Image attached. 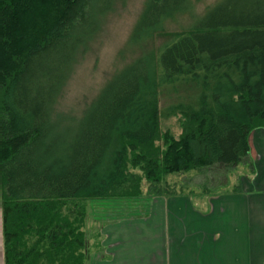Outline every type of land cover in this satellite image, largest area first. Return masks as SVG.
<instances>
[{
    "label": "trees",
    "instance_id": "1",
    "mask_svg": "<svg viewBox=\"0 0 264 264\" xmlns=\"http://www.w3.org/2000/svg\"><path fill=\"white\" fill-rule=\"evenodd\" d=\"M199 1L145 0L127 59L76 117L57 100L114 0H0L4 264H84L87 201L140 197L142 182L189 171L208 193L249 157L264 129V0L197 14ZM175 114L181 136L156 146L159 119Z\"/></svg>",
    "mask_w": 264,
    "mask_h": 264
},
{
    "label": "crops",
    "instance_id": "2",
    "mask_svg": "<svg viewBox=\"0 0 264 264\" xmlns=\"http://www.w3.org/2000/svg\"><path fill=\"white\" fill-rule=\"evenodd\" d=\"M249 147L254 169L229 189L152 195L131 214L101 207L99 220L85 221L84 264H264V129Z\"/></svg>",
    "mask_w": 264,
    "mask_h": 264
},
{
    "label": "rangeland",
    "instance_id": "3",
    "mask_svg": "<svg viewBox=\"0 0 264 264\" xmlns=\"http://www.w3.org/2000/svg\"><path fill=\"white\" fill-rule=\"evenodd\" d=\"M216 0H200L195 6L196 13L199 14L203 9ZM145 0H114L111 9L103 17L100 28L92 41L85 54L80 61L75 65L74 71L68 79L60 97L57 100L56 112L70 113L76 117L80 116L82 109L86 106L99 92L109 77L121 67L125 59L127 51L123 49L126 40L128 39L136 21L138 20L142 11ZM27 13V14H26ZM38 13V12H36ZM33 8L25 11L28 16L27 21L33 17L36 18L37 14ZM26 18V17H25ZM36 20V19H35ZM191 21H188L187 16L179 17L175 22L168 23L166 26L167 33H173L183 28H186ZM165 40L163 37L154 39L153 46H157ZM123 49V50H122ZM121 53V54H120ZM121 56L124 60L120 59ZM160 101V105H161ZM182 116L175 114L170 117H161L159 119V133L158 139L155 142L156 146L162 147L164 144V137L169 136L174 140H178L182 133ZM253 168V159L246 158L239 166L230 171L225 179L217 177L214 179L213 184L206 188L212 191H222L233 187V180L241 171L251 173ZM134 173H139L138 169L132 170ZM196 172L189 171L181 174H170L160 184L141 183V190L143 194L140 197L124 198L117 197L111 199H93L85 203V221L99 220V212L101 207L115 206L122 213L131 214L134 207L140 205L142 200H147L153 195H171L175 193L185 194L190 191H200L203 188H198ZM225 184V185H223ZM236 187V186H235ZM234 187V188H235ZM153 193V194H152ZM98 212V213H97ZM89 222H87L88 224Z\"/></svg>",
    "mask_w": 264,
    "mask_h": 264
}]
</instances>
